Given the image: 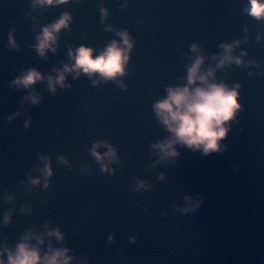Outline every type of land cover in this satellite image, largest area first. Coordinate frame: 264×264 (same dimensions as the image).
I'll list each match as a JSON object with an SVG mask.
<instances>
[{
	"label": "water",
	"instance_id": "1",
	"mask_svg": "<svg viewBox=\"0 0 264 264\" xmlns=\"http://www.w3.org/2000/svg\"><path fill=\"white\" fill-rule=\"evenodd\" d=\"M251 7L0 0L3 264L21 244L38 264L56 252L57 264H264V16ZM113 43L122 73L76 66L81 47L95 59ZM197 59L198 75L239 105L207 155L156 109L169 89L207 87L188 83ZM33 71L34 83H18Z\"/></svg>",
	"mask_w": 264,
	"mask_h": 264
},
{
	"label": "clouds",
	"instance_id": "2",
	"mask_svg": "<svg viewBox=\"0 0 264 264\" xmlns=\"http://www.w3.org/2000/svg\"><path fill=\"white\" fill-rule=\"evenodd\" d=\"M46 2L52 3V0H46ZM58 2H63V0H58ZM251 4L252 7L249 11L252 15L264 16V3H261L260 0H251ZM67 19L68 17L65 16L52 28L58 31L62 26H65ZM53 39L50 30L46 28L40 43L41 54L43 49L48 47L47 42ZM124 43L128 44L126 36ZM201 63L202 59H197L190 68L189 85L194 84L197 80L207 84V76L198 75ZM76 66L83 68L86 73L99 72L108 77L115 76L123 71L122 49L113 43L104 53L93 59L92 50L81 47L78 50ZM37 78H39L38 73L33 71L18 83L28 86L34 83ZM59 80L62 82L63 76H60ZM236 96L235 91L227 90L224 85L207 84V87H196L192 91L188 87L169 89L168 98L158 103L156 109L162 121L168 125L170 131L181 143L194 149H199L202 146L204 154L207 155L219 150L218 141L227 134V129L222 125L233 118L234 109L239 106ZM57 235L59 234L57 233ZM63 255V252H56L53 256L47 257V264H57V258ZM39 259L38 251L29 249L25 244L18 246L15 256L9 254V264H38ZM0 264H3V261H0ZM64 264H67V260L64 261Z\"/></svg>",
	"mask_w": 264,
	"mask_h": 264
}]
</instances>
